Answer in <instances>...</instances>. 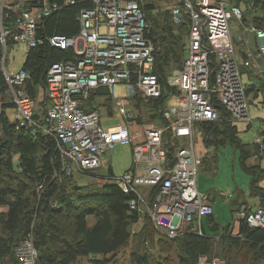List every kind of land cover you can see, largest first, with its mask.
<instances>
[{"label": "built area", "instance_id": "2783aa9c", "mask_svg": "<svg viewBox=\"0 0 264 264\" xmlns=\"http://www.w3.org/2000/svg\"><path fill=\"white\" fill-rule=\"evenodd\" d=\"M2 1L0 67L9 96L0 98V122L5 107L11 104L15 107L12 119L18 127L53 135L68 173L101 167L105 154L118 143L131 144L134 166L118 178L126 192L138 193L130 206L138 209L141 216L147 214L169 236L186 231L203 233V219L214 214V206L209 194L198 187L203 159L194 146L196 122L218 119V105L224 106L234 121L250 119L243 66L262 72L257 55L249 48L244 51L245 58L240 59L232 36L230 21H242L244 6L233 0H180L171 6L175 21L187 17L189 24L185 60L168 76L169 85L181 92L180 96L175 91L168 92L154 71L156 43L150 37L151 23L140 0H91L93 5L79 12L76 34L49 38L56 46L73 48L77 56L51 64L46 104L38 111L37 98L23 87L29 73L22 68L17 72L8 70V39L25 43L28 48L41 43L43 39L37 34L39 21L58 5L36 0L33 8L15 12L14 5L7 9L8 3ZM16 5L20 6V2ZM245 29L255 32L258 55L264 58V28L245 25ZM117 83H124L129 91L128 96L115 98L123 119L107 126L102 123L99 109H88L85 101L102 86L111 89ZM110 94L114 97L113 91ZM136 94L152 106H157V99L165 95L163 104H159L164 121L144 122L142 131H133L131 124L136 118L128 99ZM167 132L187 142L172 153L165 146ZM256 142L264 149V135ZM142 187L147 188V193ZM236 217L237 221L245 218L250 226L264 227V206L241 209ZM16 252L24 264H36L38 252L32 238L17 246ZM200 264L224 262L217 256H202Z\"/></svg>", "mask_w": 264, "mask_h": 264}, {"label": "trees", "instance_id": "16d2710c", "mask_svg": "<svg viewBox=\"0 0 264 264\" xmlns=\"http://www.w3.org/2000/svg\"><path fill=\"white\" fill-rule=\"evenodd\" d=\"M49 2L56 3L58 7L39 21L37 34L43 41L28 48L22 65V69L30 75L23 87L36 98L43 91V98L38 101V111L46 104L45 87L51 64L74 60L77 56L71 47L62 48L52 44L50 36L76 34L80 26L78 15L81 8L93 5L91 0ZM246 2L252 4L244 12L242 27L245 29V25L251 24L264 28V0ZM140 3L151 23L150 37L156 43L154 71L167 91L174 92L176 89L169 85L167 71L171 66L181 67L185 60L188 18L176 22L171 8L155 14L157 4L154 1L140 0ZM8 41L9 44L13 42L11 37ZM7 87L0 67V98L5 96ZM99 89L85 101L88 109H92L90 106ZM139 98L142 103L155 109L156 114H160L159 104H163L166 96L157 99V106L144 102L141 96ZM218 108V119L196 122L203 142L208 147L220 148L226 144L233 147L238 153L240 167L250 178L251 195L258 198L260 206H264V187L261 185L264 168L249 162V158L260 151L259 145L243 142L230 112L222 105H218ZM35 115L38 116L39 112ZM159 119L164 121L162 116ZM168 133L165 146L173 153L180 140ZM63 167L58 141L53 135L27 126L18 127L6 111L2 113L0 205L8 206V210L0 212V264H24L17 256L16 248L27 238H32L37 249L36 264H76L81 257L91 255L102 256L95 261L107 264L110 261L107 255L117 253L132 238L131 226L140 220L141 212L130 206V200L137 198L138 193L135 190L126 192L112 169L106 181L99 185L82 184L76 177V173L83 175L92 170L68 173ZM240 207H235L233 214L243 207L251 209L247 202ZM146 220L142 229H146L147 236L140 239L141 245L147 237L153 238L148 229L153 220L149 216ZM233 223L221 225L212 214L203 219V233L186 231L178 236H170L166 245L176 248L180 264H200L202 256H221L225 264H263L264 227L250 226L245 218H238L239 231L236 234L232 229ZM132 258L134 264H157L146 249H133Z\"/></svg>", "mask_w": 264, "mask_h": 264}, {"label": "rangeland", "instance_id": "374dc122", "mask_svg": "<svg viewBox=\"0 0 264 264\" xmlns=\"http://www.w3.org/2000/svg\"><path fill=\"white\" fill-rule=\"evenodd\" d=\"M151 1V0H146ZM157 4V9L155 10V14L157 11H161L165 8H169V5L181 3L180 0H153ZM171 8V7H170ZM241 23V24H240ZM231 31L234 33L236 37L241 32V27L243 23L238 19H231L230 21ZM241 25V26H240ZM235 38V37H234ZM10 46V54L8 60V70L9 72H17L22 68L23 62L25 60V54L27 52V45L25 43H18L14 49ZM174 66H171L167 75L169 76L173 70ZM114 97L111 100L114 107H116L115 98L121 96H128V89L124 83H117L113 87ZM178 93L177 91H175ZM43 91H40L37 96V100L40 101L43 98ZM181 96V92L178 93ZM137 101L138 104L137 105ZM169 102V100H168ZM128 106L136 118L138 123H158L160 122L161 116L160 114H156L155 109H151L152 107H148L147 104L142 103L139 95L136 94L128 99ZM136 106H139L136 109ZM119 121V116L116 115L112 118V123H117ZM121 121V120H120ZM239 128L241 129L240 135L243 141L248 142L253 135V129L249 131H245L243 129V123L240 122ZM199 129L198 125H195V130ZM194 146L196 147V151L200 154H205L208 151L207 146L202 141L201 134L194 131ZM169 134V133H168ZM167 136L165 139H167ZM183 142H185V138H181ZM181 140V141H182ZM182 142L179 143V145ZM178 145V146H179ZM177 146V147H178ZM218 154V166L214 169V172H209V169L202 170V165L200 166V172H205L207 175H211V178L208 179L209 187L214 188L217 187L218 191L228 190L235 185H239L241 188L246 189V186L249 185V177L245 173V171L240 167L237 152L233 149L231 145H221ZM105 160L108 161L105 165H111L114 175L117 178H120L127 170H129L133 164V148L131 144H121L118 143L116 147L112 151H108L105 154ZM105 165L92 169V171L87 172V174H79L76 173V177L82 184H90L96 183L101 185L106 180V177L110 174L109 170L105 167ZM200 178V177H199ZM207 184V183H206ZM208 185V184H207ZM144 191L147 193L146 188L142 187ZM145 192H143L145 194ZM221 192V191H220ZM248 199V196H246ZM252 196L249 197L251 200ZM217 219L223 224L227 225L229 223H233L235 220V216L231 213L229 209L228 202L226 200L219 199L217 202ZM206 218V217H205ZM204 218V219H205ZM147 214L143 213L141 219L136 221L131 226L132 238L130 241L121 247L117 253L107 255V258L110 260L107 264H134L132 258V250L137 249L142 251L144 249L150 251L152 257L156 260L157 264H180L177 258V250L174 246L166 245L167 238L170 236L167 232L159 228L155 225L154 222L151 223V228H148L150 232H152L153 238L144 239V243L141 245V240L147 236L145 234L146 229H142L145 226V222L147 221ZM221 258L225 264V260L221 256H217ZM96 258H102L100 255H91L87 257H81L78 259L76 264H99L95 261ZM264 264V263H263Z\"/></svg>", "mask_w": 264, "mask_h": 264}, {"label": "crops", "instance_id": "0c3cea01", "mask_svg": "<svg viewBox=\"0 0 264 264\" xmlns=\"http://www.w3.org/2000/svg\"><path fill=\"white\" fill-rule=\"evenodd\" d=\"M35 1L36 0H3L2 3H8V7H6L7 9L13 8L12 6L14 5L15 8H13V11L16 12L23 7L33 8L35 5ZM151 1H153V0H151ZM233 1L236 3H241L244 6L245 11L247 10L248 4H247L246 0H233ZM18 2H20V6L16 5ZM173 4L169 5V8ZM0 10H1V4H0ZM249 26H251V24H249ZM232 34H233V37H235V45H236V49L238 51L240 59L245 58V56H243L244 51L246 48H249L253 53H255V55H257V57L259 59V63L262 67V72H258L256 69H254L252 67L243 66V79H244V82H245V85L247 88L250 119L238 120L235 122L236 125L238 126V129H239V135H240L241 129L239 128L238 124L240 122L243 123V129L245 131H249V130L253 129V131H252L253 135L251 136V139L246 143L258 144L256 142L257 138L261 135H264V58H262L258 55V43H259V41H258V38H257L255 32H253L251 30H245L243 27H241V32L238 34V37H236L234 35V33H232ZM17 44L18 43H16V42H12L11 48L13 47V49H14V47ZM10 51L11 50H10V46H9L8 60H9ZM27 51H28V49H27ZM25 56H26V54H25ZM113 87L110 89L106 86H102L99 89V92L95 95L94 102L90 106L92 108L97 107L99 109L101 116H102V123L104 125H107V126L117 124L120 122V120L122 121V119H123L121 117V115H119V113H118L117 105H116V107H114L112 104V101H111L113 99V97L110 94V92L113 90ZM5 95L9 96V94H5ZM138 107L139 106H136V109ZM5 111H6L7 115L12 119V115L15 112V107H13L10 104V105L5 107ZM116 115L119 116V121L117 123H112V118H114ZM131 126H132L133 131L134 130H141L142 123H138L136 120H134V122H132ZM141 131L139 132V135H138V139H140V140L143 139ZM195 131L201 134L200 129H197ZM240 137H241V135H240ZM201 138H202V135H201ZM179 140H180V142H183L182 139H179ZM202 141H203V139H202ZM186 142H187V140L183 143H186ZM243 142H245V141H243ZM207 148H208V151H206L205 154H200L197 151H196V153L200 157H202V159H203V157H206L204 162H203L201 171L202 170L205 171V170L209 169V172L213 173L214 169L218 166L217 151L219 150V148H216L214 146H209V147L207 146ZM195 149H196V147H195ZM259 149H260V151L258 153L252 155L249 158V162L254 163V164H260L264 168V149H262L260 146H259ZM236 155L238 157V153ZM106 163H108L107 160H105L104 165ZM105 167L109 170V172L112 169L111 165H108V166L105 165ZM209 178H211V175H207L205 172H201L198 176V187L202 193L209 194V201L214 206V216L216 219H217V211L216 210H217V206H218L217 202L219 199L226 200L228 202L229 209H230L232 214L234 213L232 210L235 207H239V206L242 207L245 205L246 202L250 208H254L255 206L259 205L258 204V198L252 196L250 193V182H249V185L246 186V189L241 188L237 184V185H235V187H232L231 189H228V190L220 189L218 191L216 186L214 188L209 187V183H208ZM249 181H250V178H249ZM261 185L264 187V178L261 181ZM246 196H248V199ZM250 196H252L251 200H249ZM244 208L245 207H243L242 209H244ZM7 210H8V206L0 205V212L7 211ZM236 213L237 212H235V214H233V215L236 216ZM217 221H218V219H217ZM221 225H223V224H221ZM232 229H233V232L236 234L239 231V224H238V221L236 219L234 220Z\"/></svg>", "mask_w": 264, "mask_h": 264}]
</instances>
